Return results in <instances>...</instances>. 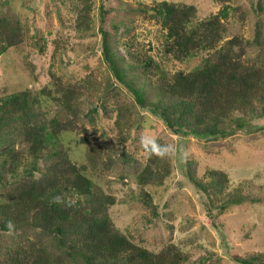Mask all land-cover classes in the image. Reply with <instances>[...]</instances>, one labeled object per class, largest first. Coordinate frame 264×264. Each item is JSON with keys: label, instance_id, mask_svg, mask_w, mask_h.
Wrapping results in <instances>:
<instances>
[{"label": "trees", "instance_id": "16d2710c", "mask_svg": "<svg viewBox=\"0 0 264 264\" xmlns=\"http://www.w3.org/2000/svg\"><path fill=\"white\" fill-rule=\"evenodd\" d=\"M52 1L57 6L70 4L76 14L73 27L81 36H100L99 56L109 76L99 78L90 71L70 82L51 71L54 90L39 92L27 80L0 98V264H186L189 254L176 243L154 250L115 226L109 209L116 197L94 182L63 142V134L75 127L68 114L77 119L81 99L89 96V114L103 109L112 120L110 131L119 134V142L130 153L138 125L133 107L114 97L122 90L132 95L140 111L160 117L179 136L219 140L239 131L264 130L258 121L264 119V22H257L253 37L246 39L230 33V0H215L220 10L199 20L193 4L162 0L150 6L129 5L130 12L144 14L161 26L167 59L182 64L202 56L200 64L172 72L144 45L134 46L135 35L122 40L121 34L131 32L136 20L116 18V10L122 8L117 0L100 4L98 29L96 0ZM0 5V55L29 57L24 51L31 27L12 9V0ZM46 41L39 38L41 52ZM53 42V56L67 48L65 37ZM248 47L256 50V56ZM47 98L60 109L58 116L43 119L39 109ZM88 149V159L96 164L103 152L96 146ZM138 151L143 162L140 183L164 184L172 173L170 157L161 158L143 145ZM193 180L217 216L264 201L241 184L232 187L222 169L210 168L205 177ZM144 199L157 215L159 206L152 196L146 192ZM240 262L264 264V252Z\"/></svg>", "mask_w": 264, "mask_h": 264}, {"label": "rangeland", "instance_id": "374dc122", "mask_svg": "<svg viewBox=\"0 0 264 264\" xmlns=\"http://www.w3.org/2000/svg\"><path fill=\"white\" fill-rule=\"evenodd\" d=\"M160 1L117 0L122 8L116 10V18L136 20L131 32L121 34L122 40H130L135 35L134 46L144 45L157 60H164V65L172 72L200 64L201 55L182 64L167 59L163 54L161 26L144 14L130 12L128 7H138L140 3L150 6ZM168 1L197 6V20L209 17L221 8L215 0ZM12 2V9L31 27L29 44L24 51L29 57L0 55V98L20 87L19 84H26L27 80L29 87L34 89L36 85L39 92L47 87L54 90L51 71L70 82L78 79L79 73L90 71H94L99 78H108V69L99 56L100 36L92 34L83 37L76 31L73 27L76 14L69 3L63 2L57 6L58 3L52 0ZM103 2L105 0H96L97 29L99 6ZM229 2L233 9L230 15L231 35L239 34L251 39L256 23L264 22V0ZM123 30L124 27H121L120 32ZM40 37L47 40V47L42 52L38 44ZM57 37L66 38L67 48L53 56V40ZM43 43L41 41V45ZM124 50L123 43H120L119 51L122 53ZM248 50L256 56V50L252 47H248ZM25 60L30 66L24 63ZM114 97L130 104L135 112L138 129L131 153L119 142V134L110 131L112 120L105 117L103 109L89 114L92 103L87 95L81 99L80 116L76 119L68 114L75 127L63 134V142L71 149L76 162L86 167L87 174L94 182L106 194L116 197V203L109 209L115 226L154 250L170 242L176 243L189 254L186 264H242V259L264 252V201L233 207L217 216L216 211L208 205V197L193 180L195 176L205 177L210 168L222 169L228 173L232 187L241 184L244 191L264 199V130L239 131L234 136L219 140L179 136L160 117L140 111L126 90L116 93ZM59 109L54 100L47 98L39 112L43 119H50L58 116ZM258 121L264 124L263 118ZM144 135L162 138L167 144L177 147V153L170 156L172 173L164 184L143 185L139 181L143 162L138 150L143 145L141 138ZM15 146L18 147L17 144ZM90 146L99 147L103 152L96 164L87 157ZM146 192L159 206L157 215L144 199ZM9 239H6L8 244Z\"/></svg>", "mask_w": 264, "mask_h": 264}, {"label": "clouds", "instance_id": "9594fccd", "mask_svg": "<svg viewBox=\"0 0 264 264\" xmlns=\"http://www.w3.org/2000/svg\"><path fill=\"white\" fill-rule=\"evenodd\" d=\"M144 148L161 158L170 157L177 153V147L174 144H162L155 136L144 135L141 138ZM8 226L13 227V222L9 221Z\"/></svg>", "mask_w": 264, "mask_h": 264}]
</instances>
